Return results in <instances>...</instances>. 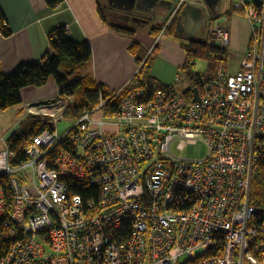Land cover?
I'll use <instances>...</instances> for the list:
<instances>
[{
    "label": "built area",
    "instance_id": "2783aa9c",
    "mask_svg": "<svg viewBox=\"0 0 264 264\" xmlns=\"http://www.w3.org/2000/svg\"><path fill=\"white\" fill-rule=\"evenodd\" d=\"M188 3L206 11L208 44L228 50V20ZM231 10L249 27L235 72L219 65L188 95L177 88L184 76L131 91L112 116L100 100L63 133L68 97L25 104L23 115L51 129L27 140L20 162L8 137L25 116L0 130V264H264V209L250 199L264 154V1ZM198 142L203 158L182 155ZM66 180L96 187L97 199Z\"/></svg>",
    "mask_w": 264,
    "mask_h": 264
},
{
    "label": "crops",
    "instance_id": "0c3cea01",
    "mask_svg": "<svg viewBox=\"0 0 264 264\" xmlns=\"http://www.w3.org/2000/svg\"><path fill=\"white\" fill-rule=\"evenodd\" d=\"M179 1L136 0L130 10L148 17L144 19L137 16L140 23L136 24L116 16L115 14L119 12L108 6L113 5L111 0H63L54 9L48 7L45 0H0V9L12 31L9 37L0 35V69L4 73H10L23 63L40 62L42 56L50 51L48 33L57 26H65L70 39L88 42L92 51L91 61L74 74L76 78L89 74L97 84L104 85L112 91H119L131 81L139 68L128 47L138 43L148 53L155 39L159 37L151 76L163 85H170L176 81L185 63V52L180 44L187 41L175 33L174 21L179 19L185 30L192 29L196 19L203 20L202 16L207 24L206 11L188 3L200 0H184L162 33L164 23ZM238 1L220 0L216 7V16L204 2L208 11L215 17H220L223 10H226L231 47L228 51L239 65L248 47L249 27L242 15L233 12L227 16L232 5ZM242 1L260 3L264 0ZM170 3L172 7L166 11ZM154 11H158L156 17ZM183 11H186L184 15ZM113 26L132 30L133 34L116 32ZM154 28L159 29L157 35L151 34ZM202 32L201 34L207 37V26ZM20 95L21 104L18 106H21L19 111L21 119L25 104L46 101L58 96L59 93L54 79L50 78L46 85L40 88H25Z\"/></svg>",
    "mask_w": 264,
    "mask_h": 264
},
{
    "label": "trees",
    "instance_id": "16d2710c",
    "mask_svg": "<svg viewBox=\"0 0 264 264\" xmlns=\"http://www.w3.org/2000/svg\"><path fill=\"white\" fill-rule=\"evenodd\" d=\"M48 7L54 9L63 0H45ZM233 13L231 10L227 13ZM116 32L132 35L133 31L112 27ZM158 28L151 30L152 35H157ZM12 34L8 27L5 15L0 9V35L9 37ZM50 51L46 52L40 62L23 63L10 73H4L0 69V112L9 110L21 104V91L25 88H40L53 78L58 86L60 97H68L71 102L65 117L75 120L85 112L97 107L100 100L107 101L104 108L106 116L117 114L118 107L122 100L131 92L137 89L148 92L154 90H165L169 85H163L151 76V69L155 60V46L153 52L148 55L138 43L128 47L129 53L134 57L138 65V71L131 81L119 91H112L104 85L97 84L89 74L80 76L69 82L84 65L91 61L92 51L88 42H76L70 39L65 26H57L48 33ZM180 47L185 52V63L180 69L179 76H184L189 83V88L198 89L202 81L213 77L219 65H227L229 51L214 45H209L207 37L190 42H182ZM205 60L207 71L203 74L194 73V61ZM189 94V90L183 92ZM26 123L24 129L22 125ZM51 129L48 121L42 122L39 119H27L19 128L8 137L10 150L15 156V162L25 160L23 153L27 140L40 134L44 130ZM6 177H0V183L6 186ZM67 186L73 194L81 196L84 200L93 197L97 199V188L87 183L66 180ZM251 202L264 209V154L261 156L251 183ZM6 245L0 246V258L5 254Z\"/></svg>",
    "mask_w": 264,
    "mask_h": 264
},
{
    "label": "rangeland",
    "instance_id": "374dc122",
    "mask_svg": "<svg viewBox=\"0 0 264 264\" xmlns=\"http://www.w3.org/2000/svg\"><path fill=\"white\" fill-rule=\"evenodd\" d=\"M225 12H226V10L224 9L223 13L220 15V18H219L220 22L222 20H224V18H226V13ZM229 48H231L230 45H229ZM227 67L229 69V72H231V73L235 72L237 70V67H238L237 61L232 57L231 54H229V60H228V63H227ZM193 71L197 72V73H200V74L205 73L207 71V62L205 60H196V61H194ZM75 79H76V75L72 76L70 78L69 82H72ZM189 86L190 85H189V83L187 81L179 84L178 92H184L185 90H187L189 88ZM70 102H71V100H69V105H70ZM20 110H21V106H17L15 108H13L12 110H8L6 112H0V130L2 131V133L8 132V130L14 124H16L17 122L20 123V120H22V118L20 119V116H19V111ZM22 115H23V111H22ZM23 116H25V115H23ZM26 118L30 119V120L37 119V118L32 117V116H28V117L25 116L24 120H22V122L25 121ZM41 121L44 122V121H47V120L44 119V120H41ZM73 124H74V120L65 118V119H63L62 122H60L58 124V126H57L58 131L60 133H63L67 129L71 128L73 126ZM25 126H26V123H24L22 125V129H24ZM109 130H113V129L109 128ZM0 150H2L1 143H0ZM206 152H207L206 145L201 143V142H198L196 144H192V145L186 146L184 148V150L182 151V155L184 157H186V158H193V159L194 158H203L206 155ZM180 260H181V262H184L186 260V258L182 257Z\"/></svg>",
    "mask_w": 264,
    "mask_h": 264
},
{
    "label": "flooded vegetation",
    "instance_id": "af4514ba",
    "mask_svg": "<svg viewBox=\"0 0 264 264\" xmlns=\"http://www.w3.org/2000/svg\"><path fill=\"white\" fill-rule=\"evenodd\" d=\"M108 5V4H107ZM109 8L113 10V5L109 4ZM125 13V14H124ZM116 16L121 17L122 19L128 20L130 22H136V24L140 23L137 16H141L144 19H147L148 17L146 15H139L137 12L133 10H126L124 9L123 13H116ZM207 26V24L201 19H196L194 26L192 29L185 30L184 27L181 25L179 19L174 21V31L177 34V36L185 38L187 41H195L199 39L205 38L202 34V30ZM202 33V34H201Z\"/></svg>",
    "mask_w": 264,
    "mask_h": 264
},
{
    "label": "water",
    "instance_id": "95a60500",
    "mask_svg": "<svg viewBox=\"0 0 264 264\" xmlns=\"http://www.w3.org/2000/svg\"><path fill=\"white\" fill-rule=\"evenodd\" d=\"M111 1H112L113 5H114L113 9L116 10L117 12H119V13H123L124 9L130 10V8H132L135 5V2H136V0H111ZM204 1L208 5V7L211 9L212 14L215 15L216 14V7L218 6L220 0H204ZM171 7H172V5L170 3L168 8L166 9V11L171 9ZM185 13H186V11H183L182 15H184ZM198 13L200 15H202V13L200 11ZM157 14H158V11H154V17H156ZM202 18H203V21L206 22V19L203 16H202ZM196 99H197V96H196Z\"/></svg>",
    "mask_w": 264,
    "mask_h": 264
}]
</instances>
